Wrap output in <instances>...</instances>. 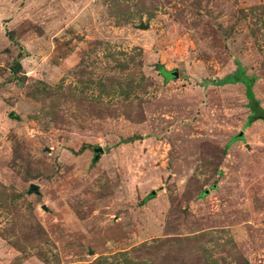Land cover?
I'll list each match as a JSON object with an SVG mask.
<instances>
[{
    "label": "rangeland",
    "instance_id": "obj_1",
    "mask_svg": "<svg viewBox=\"0 0 264 264\" xmlns=\"http://www.w3.org/2000/svg\"><path fill=\"white\" fill-rule=\"evenodd\" d=\"M237 71L264 0H0V264H264Z\"/></svg>",
    "mask_w": 264,
    "mask_h": 264
},
{
    "label": "trees",
    "instance_id": "obj_2",
    "mask_svg": "<svg viewBox=\"0 0 264 264\" xmlns=\"http://www.w3.org/2000/svg\"><path fill=\"white\" fill-rule=\"evenodd\" d=\"M225 82H240L244 84L245 86V92L246 96L248 97V100L250 101V110L254 112V117L255 119H264V112L261 111L257 106H256V101H253L252 96L250 94V86L252 83L251 79H248L245 77L241 72L237 71L233 75L226 77L224 80H222L221 83Z\"/></svg>",
    "mask_w": 264,
    "mask_h": 264
},
{
    "label": "water",
    "instance_id": "obj_3",
    "mask_svg": "<svg viewBox=\"0 0 264 264\" xmlns=\"http://www.w3.org/2000/svg\"><path fill=\"white\" fill-rule=\"evenodd\" d=\"M164 76L166 78H174L176 76V73L173 71V72H169V73H165ZM264 120V119H263ZM240 136V135H239ZM93 153H94V157H93V160H96L99 155L102 153L101 149L100 148H94L93 149ZM33 188V187H32Z\"/></svg>",
    "mask_w": 264,
    "mask_h": 264
}]
</instances>
